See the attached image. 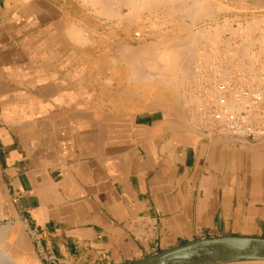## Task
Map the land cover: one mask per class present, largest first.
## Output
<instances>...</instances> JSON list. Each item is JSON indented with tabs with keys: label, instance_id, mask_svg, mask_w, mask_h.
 Wrapping results in <instances>:
<instances>
[{
	"label": "crops",
	"instance_id": "0c3cea01",
	"mask_svg": "<svg viewBox=\"0 0 264 264\" xmlns=\"http://www.w3.org/2000/svg\"><path fill=\"white\" fill-rule=\"evenodd\" d=\"M81 3L0 0V256L127 264L203 238H264V134L194 128L162 76L133 74L147 27ZM71 17L90 28L87 47L65 37ZM262 19L264 0H240L241 23Z\"/></svg>",
	"mask_w": 264,
	"mask_h": 264
},
{
	"label": "rangeland",
	"instance_id": "374dc122",
	"mask_svg": "<svg viewBox=\"0 0 264 264\" xmlns=\"http://www.w3.org/2000/svg\"><path fill=\"white\" fill-rule=\"evenodd\" d=\"M88 1L90 2L91 0ZM135 1L137 2L136 7H138L139 6L138 0ZM192 1H195L194 2L195 4L197 3L200 4L201 6L203 5L211 14L207 16L201 15V17H199L200 15L199 16L196 15L195 17L187 13L188 16H191L189 18L185 12V9L183 10L182 8H179L178 5H177L178 7L176 6V4H180V3L175 2L174 5L173 3L165 2V1H164L165 3L160 2L159 4L157 3V5L155 4L153 7H151V9H149L148 7L146 8L138 7L135 9L132 7H130L131 9L124 8L126 7L124 4L122 5L114 4V6H111V9L115 12V15L113 17L120 18L126 15L128 17H131L133 19V22L143 23L147 27L148 36L146 40L142 41L143 44L142 42L136 40H134L133 42L134 50H139V51L143 50V57H142L143 61L141 60L140 57H138L137 60L139 61L138 64L141 62L144 66H146L144 64L145 63L144 60L150 59L151 57L153 58V56L158 55L159 52L161 51L163 52L164 50L166 51L167 48L169 49L170 42H172L174 45V43L176 42L181 43L183 41L186 42V40L192 41L194 35L196 36V32L200 30L202 33L203 28H204L203 31H205L207 28V30L205 31L206 34L204 33L205 35L209 36L213 34V37L212 36L205 37L207 38V40L204 38H200V41L201 42L203 41L202 43L198 39L199 42H197L198 44L195 42L196 43L195 46H194L195 43L193 44L192 42L190 43L188 42L190 44V47L194 46L197 51V53H195L196 51L193 50L195 49L194 47L190 49V52H193L191 54L194 56L192 59L193 61L191 60L193 64L190 62V65L191 64L192 65L191 66L189 65L190 66L189 70L188 69L187 71L184 69H182L181 71L177 70L175 71L176 73L174 71L173 73H171L172 71H170V73L166 71L164 72L161 71V73L156 75L155 74L156 72L148 69L149 76L151 75L150 76L151 79L154 77L162 76L163 78H165V82L167 84L172 85L175 88V90L179 92V94L181 93L180 96L182 97L185 103L184 107L188 111V114L191 115L190 122L192 126H194V128L209 129L212 128V126L208 125L211 124L209 122L210 113L208 112H210L212 101L215 100L217 96L216 90L214 89H216L218 83L223 80L222 78H226V77L231 78L236 84L238 82H241L240 84H245L247 86L256 87L258 84L259 88H261V86L264 85V73H262V71L258 72L261 69L260 68L261 66L262 68H264L262 64L260 65V63L264 64V60H263L264 39L262 40L253 39L254 34L256 35L259 33L264 34V20L263 19L256 21L250 20L247 21L246 23H241L240 0H184V2H182L181 4L185 3L184 5H189L191 7L193 4ZM91 3L92 1L89 4ZM206 3L208 4L205 5ZM162 4L164 6H161ZM209 4L210 6H208ZM173 5L176 8L172 7ZM218 5L220 6V9H217V7L219 8ZM185 8L188 9V6ZM98 10L100 9L99 8L95 9L96 13H100ZM101 15L107 16L103 14ZM160 28H163L164 31L163 33L159 32ZM194 32L195 34H193ZM190 34H193V37L190 36V38L187 39L189 37L188 35ZM208 38H210L211 41L210 40L208 41ZM203 39L206 41H204ZM166 41L168 42L166 43ZM205 43L207 45H204ZM167 44H169V46ZM190 52H188L189 54L187 55H190ZM204 60L206 61V63ZM257 62L258 63L260 62L259 66ZM183 70L186 72H182ZM242 71L245 73H243ZM189 72L192 74L194 73L193 76ZM186 76L187 77L189 76V78H187ZM252 77L253 80H251ZM181 78L184 79L182 80ZM213 79L215 82L213 81ZM214 84L216 87H214ZM240 84L238 83L237 85L240 86ZM207 88L208 90H206ZM211 93L215 97H212ZM214 93H216V95H214ZM209 97L212 98L213 100H211ZM207 107H209V109Z\"/></svg>",
	"mask_w": 264,
	"mask_h": 264
},
{
	"label": "built area",
	"instance_id": "2783aa9c",
	"mask_svg": "<svg viewBox=\"0 0 264 264\" xmlns=\"http://www.w3.org/2000/svg\"><path fill=\"white\" fill-rule=\"evenodd\" d=\"M262 88L237 85L231 78H225L216 87L217 96L211 103L209 122L212 128L207 132H218L231 137L254 139L264 134V96ZM232 99L236 109L228 107ZM205 130V129H204Z\"/></svg>",
	"mask_w": 264,
	"mask_h": 264
},
{
	"label": "bare ground",
	"instance_id": "6f19581e",
	"mask_svg": "<svg viewBox=\"0 0 264 264\" xmlns=\"http://www.w3.org/2000/svg\"><path fill=\"white\" fill-rule=\"evenodd\" d=\"M92 1V6L94 7V5H95V7H96V5L98 6L97 7V9L99 8L100 10H98L101 14H103V15H107L108 17H113L114 15H115V12L111 9V6H114V4L115 5H122V4H124L126 7H128L129 6V8L130 7H132V8H146V7H148L149 9H151V7H153L155 4L157 5V3L159 4L160 2H170V3H175V2H178V3H180V4H176V6L178 5L179 6V8H182L183 10L185 9V12H186V14L188 13L189 15H192V16H195L196 17V15H200L199 17H201V15H205V16H207V15H209V14H211L203 5L201 6L200 4H195L194 2L195 1H192L193 2V4H192V6L190 7L189 5H184V4H181L182 2H184V0L183 1H181V0H138V4H139V6L138 7H136V1L135 0H91ZM90 1V2H91ZM89 2V1H88ZM89 2V3H90ZM164 2V3H165ZM187 2V1H186ZM208 2V1H207ZM214 2V1H213ZM202 3H204V2H202ZM209 3V2H208ZM208 3H206L205 5H207ZM175 5V4H174ZM172 6V7H174V8H176L175 6ZM160 6V5H159ZM161 6H164L163 4L161 5ZM177 6V7H178ZM188 6V9L187 8H185V7H187ZM208 6H210V4L208 5ZM208 6H207V8H208ZM219 6V5H218ZM158 7V6H157ZM204 7V8H203ZM147 8V9H148ZM163 8V7H162ZM131 9V8H130ZM217 9H220V6H219V8L217 7ZM142 10V9H141ZM144 10V9H143ZM158 10H160V9H158ZM176 10V9H175ZM103 11V12H102ZM129 11V10H128ZM132 11V10H131ZM149 11V10H148ZM211 11V10H210ZM131 14V13H130ZM133 14H135V13H133ZM163 14V13H162ZM188 14H187V16H188ZM189 18L191 17V16H188ZM195 19V18H194ZM193 19V20H194ZM208 26V25H207ZM204 29V28H203ZM203 29H202V33H201V31L199 32V31H197L196 32V36L194 35V37H193V34H195V32L193 33V34H190V35H188L189 37L187 38V39H189L190 38V36H192L193 37V39H192V41H189V40H186V42H181V43H174V45H173V43L172 42H170V46H169V44H167L170 48L167 50L166 48V51L164 50V49H161V50H164L163 52L161 51V52H159V54H158V52H157V54L158 55H154L153 56V58L151 57L150 59H147V60H144L145 61V65L146 66H148L147 68L148 69H150L151 71H154V72H156L155 74L157 75V74H159V73H161V71H166V72H169L170 73V71H172L171 73H173V71L175 72V71H177V70H182V69H184V70H186L187 71V69L189 70L190 69V66L193 64L192 62H191V60L193 59V56L194 55H192L191 53H193V52H190V49L191 48H193L195 45H196V43L197 42H199L200 41V38H204V39H206L207 40V38H205V37H209V36H212L213 37V34L212 35H205L206 34V30H207V28H206V30L205 31H203ZM213 29V28H212ZM214 30V29H213ZM209 32V31H208ZM208 32H207V34H208ZM215 32V31H214ZM197 33H201L200 35L199 34H197ZM205 33V34H204ZM211 38V37H210ZM210 38H208V41L210 40L211 41V39ZM198 39H199V41H198ZM203 39V40H204ZM206 40H204V41H206ZM194 41V42H193ZM207 41V42H208ZM168 41H166V43H167ZM180 42V41H179ZM190 42H192L193 44H194V46H192V47H190V44L189 43ZM201 42V41H200ZM203 42V41H202ZM201 42V43H202ZM165 43V42H164ZM172 43V44H171ZM210 43V42H209ZM212 43V42H211ZM198 44V43H197ZM166 45V46H167ZM174 47H173V46ZM201 45V44H200ZM204 45H207L206 43L204 44ZM150 46V45H149ZM167 46V47H168ZM171 46H172V49H171ZM157 47V46H156ZM190 47V48H189ZM199 47V46H198ZM204 47V46H203ZM149 48V47H148ZM154 48V47H153ZM174 48V49H173ZM195 48V47H194ZM187 49H189V50H187ZM199 49V48H198ZM124 50H126V49H124ZM193 50H195L196 51V48L195 49H193ZM217 50V49H216ZM128 51V50H127ZM159 51V50H158ZM187 53H186V52ZM194 51V52H195ZM156 52V51H155ZM188 52H190V55H187V54H189ZM125 53H127V52H125ZM195 53H197V51L195 52ZM194 53V54H195ZM127 54H129V52L127 53ZM149 54V53H148ZM202 54H204V53H202ZM134 55V54H133ZM208 55V54H207ZM152 56V55H151ZM154 57H156V58H154ZM130 58V57H129ZM136 58L138 59V57L136 56ZM135 58V59H136ZM260 58V57H259ZM263 58V57H262ZM196 59V58H195ZM255 59H257V58H255ZM134 60V59H133ZM259 60V59H258ZM264 60V59H263ZM136 61H138V60H136ZM141 61V60H140ZM143 61V60H142ZM193 61V60H192ZM205 61V60H204ZM139 62V61H138ZM137 62V63H138ZM190 62L192 63L191 65H190ZM136 62H134L133 64H134V67H136V69H138V70H136V69H134V73L133 74H135V73H137L138 71H139V69L143 66L144 67V65L140 62L139 64L141 65L140 67L139 66H135V64H137ZM205 63H206V61H205ZM204 63V64H205ZM209 63V62H208ZM258 63V62H257ZM260 63V62H259ZM259 63H258V66H259ZM139 64H137V65H139ZM211 64V63H210ZM254 64V63H253ZM263 65L264 66V64L263 63H260V65ZM190 65V66H189ZM146 66H145V68H146ZM133 67V68H134ZM150 67V68H149ZM201 67V66H200ZM256 67H257V65H256ZM145 68H143V69H145ZM146 68V69H147ZM261 69L259 70V69H256V70H259L258 72H261L262 71V73H264L263 72V70H264V68H262V66L260 67ZM142 69V70H143ZM147 69V70H148ZM197 69V68H196ZM263 69V70H262ZM141 70V69H140ZM182 71V72H186V71ZM254 70H255V68H254ZM149 71V70H148ZM147 71V72H148ZM199 71V70H198ZM139 72H141V71H139ZM137 73V75L138 74H140V73ZM146 72V73H147ZM243 72V71H242ZM246 72H247V70H246ZM176 73V72H175ZM190 73V72H189ZM196 73V72H195ZM232 73V72H231ZM243 73H245V72H243ZM251 73V72H250ZM254 73H255V71H254ZM187 74V73H186ZM185 74V75H186ZM190 74H192V73H190ZM194 74V73H193ZM193 74H192V76H193ZM234 74V73H233ZM257 74V73H256ZM255 74V75H256ZM141 75V74H140ZM140 75H138L139 77H140ZM149 74H147V76H146V78L147 77H149L148 76ZM188 75V74H187ZM244 75V74H243ZM263 75V74H262ZM134 77L136 76V75H133ZM145 76H143V77H145ZM151 76V75H150ZM190 76V75H189ZM189 76L187 77V78H189ZM247 76V75H246ZM250 76V75H249ZM138 77V78H139ZM165 77V76H164ZM182 77V76H181ZM258 77V76H257ZM133 78V77H132ZM167 78V77H166ZM171 78V77H170ZM169 78V79H170ZM218 78V77H217ZM227 78V77H226ZM236 78V77H235ZM240 78V77H239ZM136 79H137V77H136ZM139 79H141V78H139ZM182 79V78H181ZM184 79V78H183ZM182 79V80H183ZM223 80L225 79V78H222ZM221 79V80H222ZM234 79V78H233ZM237 79V78H236ZM250 79V78H249ZM164 80H165V78H164ZM173 80H174V78H173ZM210 80V79H209ZM220 80V81H221ZM238 80V79H237ZM251 80H253V77H252V79ZM257 80V79H256ZM196 81V80H195ZM213 81H214V79H213ZM241 81V80H240ZM243 81V80H242ZM250 81V80H249ZM260 81H261V79H260ZM215 82V81H214ZM237 82V81H236ZM252 82V81H251ZM250 82V83H251ZM254 82V81H253ZM263 82V81H262ZM180 83V82H179ZM239 84L241 83V82H238ZM237 83V84H238ZM245 83H246V81H245ZM181 84V83H180ZM255 84H257V83H255ZM212 85V84H211ZM217 85V84H216ZM251 85V84H250ZM258 86V87H257ZM257 88H259V85L257 84ZM214 87H216L215 86V84H214ZM212 88V87H211ZM206 90H208V88L206 89ZM212 90V89H211ZM214 90H216V89H214ZM262 93H263V96H264V89H262V90H260ZM207 92V91H206ZM210 92V91H209ZM217 92V91H216ZM208 93V92H207ZM207 95V94H206ZM211 95H212V93H211ZM214 95H216V93H214ZM206 97V96H205ZM212 97H215V96H213L212 95ZM210 98V97H209ZM197 99V98H196ZM211 100H213L212 98H210ZM204 100V99H203ZM214 101V100H213ZM201 103V102H200ZM211 103V102H210ZM210 107V106H209ZM209 107H207L208 109H209ZM228 107L231 109V110H235L236 109V104H235V102L230 98L229 100H228ZM211 109V108H210ZM208 113H210V112H208ZM207 113V114H208ZM209 116V115H208ZM210 117V116H209ZM211 123V122H210ZM264 124V123H263ZM208 125H211V124H208ZM210 127V126H209ZM210 129V128H209ZM0 264H9L6 260H4L1 256H0Z\"/></svg>",
	"mask_w": 264,
	"mask_h": 264
},
{
	"label": "water",
	"instance_id": "95a60500",
	"mask_svg": "<svg viewBox=\"0 0 264 264\" xmlns=\"http://www.w3.org/2000/svg\"><path fill=\"white\" fill-rule=\"evenodd\" d=\"M264 261V238L222 236L173 246L127 264H221Z\"/></svg>",
	"mask_w": 264,
	"mask_h": 264
},
{
	"label": "clouds",
	"instance_id": "9594fccd",
	"mask_svg": "<svg viewBox=\"0 0 264 264\" xmlns=\"http://www.w3.org/2000/svg\"><path fill=\"white\" fill-rule=\"evenodd\" d=\"M81 7L88 15H95V9L88 3V0H82ZM64 35L70 43L76 47H87L93 42L90 28L84 21L77 17H71L64 27Z\"/></svg>",
	"mask_w": 264,
	"mask_h": 264
}]
</instances>
